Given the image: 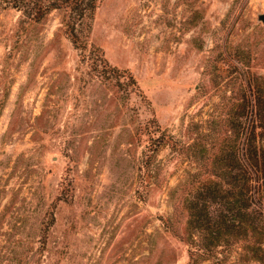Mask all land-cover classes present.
Segmentation results:
<instances>
[{
  "label": "rangeland",
  "instance_id": "rangeland-1",
  "mask_svg": "<svg viewBox=\"0 0 264 264\" xmlns=\"http://www.w3.org/2000/svg\"><path fill=\"white\" fill-rule=\"evenodd\" d=\"M261 13L264 0H99L84 58L62 10L29 21L0 0V264H210L184 198L230 134L214 121L264 74ZM239 250L225 264H264Z\"/></svg>",
  "mask_w": 264,
  "mask_h": 264
},
{
  "label": "trees",
  "instance_id": "trees-1",
  "mask_svg": "<svg viewBox=\"0 0 264 264\" xmlns=\"http://www.w3.org/2000/svg\"><path fill=\"white\" fill-rule=\"evenodd\" d=\"M98 1L13 0V6L29 21L40 20L54 8L62 10L64 33L85 58L93 46L88 40L89 21ZM99 56L100 71H111L117 85L127 82L138 88L130 70L111 65L102 53ZM235 96L224 118L214 121L218 130L230 134L212 153L204 168L207 176L198 178L191 195L184 198L187 233L197 249L205 251L200 260L210 258V264H225L222 252L232 246L240 249L239 261H264V74H245Z\"/></svg>",
  "mask_w": 264,
  "mask_h": 264
},
{
  "label": "water",
  "instance_id": "water-1",
  "mask_svg": "<svg viewBox=\"0 0 264 264\" xmlns=\"http://www.w3.org/2000/svg\"><path fill=\"white\" fill-rule=\"evenodd\" d=\"M260 16L264 20V13H261Z\"/></svg>",
  "mask_w": 264,
  "mask_h": 264
}]
</instances>
